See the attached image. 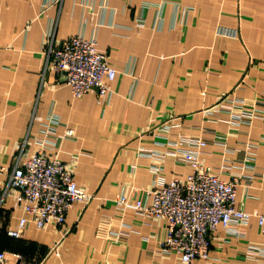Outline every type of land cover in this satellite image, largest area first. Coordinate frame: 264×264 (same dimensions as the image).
Instances as JSON below:
<instances>
[{"label": "crops", "instance_id": "1", "mask_svg": "<svg viewBox=\"0 0 264 264\" xmlns=\"http://www.w3.org/2000/svg\"><path fill=\"white\" fill-rule=\"evenodd\" d=\"M219 28L238 30L237 39ZM55 45L77 35L95 38L97 51L118 71L109 99L72 96L51 69L46 36ZM264 102V0H0V253L5 264H182L161 253L168 224L114 201L150 205L152 169L166 182L191 168L177 163L173 142L206 140L203 166L223 181L236 179L237 207L252 215L245 237L224 226L212 234L206 258L194 264H264L263 117L251 128L230 124L224 97ZM217 107L218 118L205 111ZM226 111V112H225ZM59 125L46 135L48 117ZM170 131H161L165 124ZM68 130L73 140L65 138ZM45 152L66 163L77 186L93 196L77 203L62 227L29 223L9 187V174ZM126 226V227H124ZM128 227V228H127ZM259 249L260 255L252 249Z\"/></svg>", "mask_w": 264, "mask_h": 264}, {"label": "built area", "instance_id": "2", "mask_svg": "<svg viewBox=\"0 0 264 264\" xmlns=\"http://www.w3.org/2000/svg\"><path fill=\"white\" fill-rule=\"evenodd\" d=\"M217 35L237 39L238 30L219 28ZM46 55L51 69L60 80L71 89L72 96L80 99L88 94H96L99 99H109L112 95L111 84L116 80L118 71L111 67L105 55L97 51L96 39H87L82 35L70 38L60 45L54 43V33L46 36ZM230 104L225 111L230 117L231 126L251 128L256 119H261L264 102H248L231 95L222 102ZM223 111L212 107L206 115L218 118ZM46 135L55 138V127L59 121L55 114L48 117ZM172 124L161 127L168 132ZM65 138L73 140L74 132L68 130ZM202 139H183L172 145L186 147L178 149L172 155L177 163L191 168L184 180L174 178L166 182L161 177V169L154 168L153 189L146 195L151 198L150 205L142 201L131 202L125 195L115 201V207L122 219L128 210L139 216L158 218L168 224V236L162 243L161 253L178 255L182 264H194L198 259L206 258L211 248L212 234L219 226L227 229L229 236L245 237L239 231L247 227L252 215L237 207V188L239 182L234 179L223 181L213 174L209 167L202 165L201 151L207 145ZM6 173L0 165V175ZM9 187L18 192V202L23 216L19 219V229L8 231V236L22 239L29 223L38 230L45 231L51 224L62 227L68 213L77 203L88 205L93 196L77 186L73 171L66 163L50 159L45 152L33 155L21 166L9 174ZM258 224L264 235V215L257 216ZM126 227V226H124ZM128 228V227H127ZM260 255L257 248L252 249ZM6 255L0 253V264H5Z\"/></svg>", "mask_w": 264, "mask_h": 264}, {"label": "trees", "instance_id": "3", "mask_svg": "<svg viewBox=\"0 0 264 264\" xmlns=\"http://www.w3.org/2000/svg\"><path fill=\"white\" fill-rule=\"evenodd\" d=\"M11 238V237H10Z\"/></svg>", "mask_w": 264, "mask_h": 264}]
</instances>
